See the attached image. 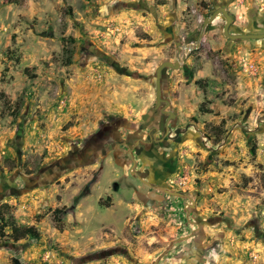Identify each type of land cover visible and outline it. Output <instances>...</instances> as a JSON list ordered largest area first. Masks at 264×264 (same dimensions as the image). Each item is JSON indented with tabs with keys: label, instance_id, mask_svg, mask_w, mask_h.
<instances>
[{
	"label": "rangeland",
	"instance_id": "374dc122",
	"mask_svg": "<svg viewBox=\"0 0 264 264\" xmlns=\"http://www.w3.org/2000/svg\"><path fill=\"white\" fill-rule=\"evenodd\" d=\"M221 4L264 32V0H0V206L40 234L0 238V264H151L179 237L159 264H264V40L218 16L190 76L161 73L170 130L152 112Z\"/></svg>",
	"mask_w": 264,
	"mask_h": 264
},
{
	"label": "water",
	"instance_id": "95a60500",
	"mask_svg": "<svg viewBox=\"0 0 264 264\" xmlns=\"http://www.w3.org/2000/svg\"><path fill=\"white\" fill-rule=\"evenodd\" d=\"M220 15L224 17V20L226 22V24L223 25V29H222V34L224 38L230 41L264 40V32H253V33H231L229 32V27L232 22V17L230 16V14L227 12V10L224 7H220V8L215 9L208 17H206L203 20L202 31L199 34L197 41L194 44L191 43V44L182 45L181 48L178 49V51L180 52V50L182 49L184 51V54H188L192 50L198 48L200 46V42H201L202 36L204 35V31L206 27L212 25L214 21L216 20V18H218V16ZM184 59H185V55L181 57L178 55L177 59L174 62L164 61L155 70V76H154L155 77V94H154L155 103H154L152 112H155L156 110H160V112L162 113V104H166L165 108H168L167 101L162 98V86H161L162 71L164 69L178 70L179 68L182 67V62L184 61ZM113 67L118 69V71L120 72H126L124 69L118 68V66H113ZM167 114L169 115L168 120L175 118V115L172 112L167 111ZM165 128L170 130L168 121L165 123ZM185 131L186 129L184 131H180L179 129H177L175 131V135L178 136L180 133H184ZM140 181L150 186V184L144 181L143 179H140ZM159 189L163 193H166L169 195L182 197V198L185 197L181 193L173 192V191H170L162 187H160ZM189 238L190 237H179L178 239H175L174 241H172L170 246L167 247L163 252H161L151 264H159L162 257L166 255L167 253H169L173 249V247L176 245V243L188 240Z\"/></svg>",
	"mask_w": 264,
	"mask_h": 264
},
{
	"label": "trees",
	"instance_id": "16d2710c",
	"mask_svg": "<svg viewBox=\"0 0 264 264\" xmlns=\"http://www.w3.org/2000/svg\"><path fill=\"white\" fill-rule=\"evenodd\" d=\"M81 197H76L75 202ZM9 205L2 204L0 206V238H11L13 242H18L23 239H35L38 240L40 238V234L36 227L34 226H19L15 223V220L12 216H5L3 211H9ZM66 209H55L53 213L54 221L56 223L57 229L59 231L63 230L62 222V215ZM8 213V212H7ZM8 228L10 233L6 235L5 229ZM11 264H21L20 261L16 258H13Z\"/></svg>",
	"mask_w": 264,
	"mask_h": 264
},
{
	"label": "flooded vegetation",
	"instance_id": "af4514ba",
	"mask_svg": "<svg viewBox=\"0 0 264 264\" xmlns=\"http://www.w3.org/2000/svg\"><path fill=\"white\" fill-rule=\"evenodd\" d=\"M213 6V5H212ZM220 7H224L225 9H226V6L224 5V4H221L220 6H217V7H215V9H217V8H220ZM214 9V10H215ZM213 10V11H214ZM227 10V9H226ZM212 11V12H213ZM211 12V13H212ZM228 12V11H227ZM231 16V15H230ZM208 17V16H207ZM232 17V16H231ZM206 18V17H205ZM205 18H202L200 21H199V23H201V30H200V33H201V31H202V25H203V20L205 19ZM233 20H234V18L232 17V22H233ZM215 22V21H214ZM232 22H231V24H232ZM214 24V23H213ZM212 24V25H213ZM226 24V22L224 21L223 22V25H225ZM231 24H230V27H229V32H230V28H231ZM212 25H210V26H212ZM207 28V27H206ZM222 29H223V26H222ZM206 30V29H205ZM205 32V31H204ZM256 32V31H255ZM199 33V34H200ZM231 33H235V32H231ZM236 33H239V32H236ZM250 33H253V32H250ZM199 34H198V36L197 37H199ZM221 34H222V30H221ZM223 35V34H222ZM224 37V36H223ZM198 39V38H197ZM197 39L195 38V40H193V41H191L190 43H187V44H191V43H195L196 41H197ZM202 40V39H201ZM175 43V45H176V48H175V60L177 59V57H178V55L181 57L182 56V52L181 51H183L182 49L180 50V52L178 51V49L179 48H181V46L182 45H186V44H183V43H180V42H178V41H175L174 42ZM200 47V46H199ZM198 48H196V49H194V50H197ZM193 51V50H192ZM192 51L190 52V53H192ZM184 52V51H183ZM94 53H97V52H94ZM101 58H103V59H105V61L107 62V63H109V64H112L113 66H117V63L115 62V61H113V60H111L110 58H107V57H104V56H101ZM181 69L183 70V76H184V78L185 79H187L189 76H190V71H189V69L188 68H186V67H181ZM196 84H199L198 82H196ZM163 98V97H162ZM165 100V99H164ZM167 101V100H166ZM167 103H168V108H165V106H166V104H162V116L164 117V121H162V123H163V126H162V128H164L165 129V123L167 122V121H169V120H171V119H169L168 120V118H169V115L167 114V111H170V109H169V102L167 101ZM171 112V111H170ZM161 113V112H160ZM175 115V114H174ZM174 138V137H173ZM163 143V142H162ZM144 146L146 147V149L148 148V144H144ZM134 152V151H133ZM134 164V163H133Z\"/></svg>",
	"mask_w": 264,
	"mask_h": 264
},
{
	"label": "crops",
	"instance_id": "0c3cea01",
	"mask_svg": "<svg viewBox=\"0 0 264 264\" xmlns=\"http://www.w3.org/2000/svg\"><path fill=\"white\" fill-rule=\"evenodd\" d=\"M149 138H150V140H152V139L155 138V137H154V136H151V137H149ZM159 140L162 141V138H160ZM141 142H142V141H141ZM139 143H140V142H138L137 144H139ZM142 143L144 144V143H147V142H144V141H143ZM148 155H149V154H148Z\"/></svg>",
	"mask_w": 264,
	"mask_h": 264
},
{
	"label": "built area",
	"instance_id": "2783aa9c",
	"mask_svg": "<svg viewBox=\"0 0 264 264\" xmlns=\"http://www.w3.org/2000/svg\"><path fill=\"white\" fill-rule=\"evenodd\" d=\"M169 135H171V133H170V131H169V133H168Z\"/></svg>",
	"mask_w": 264,
	"mask_h": 264
}]
</instances>
